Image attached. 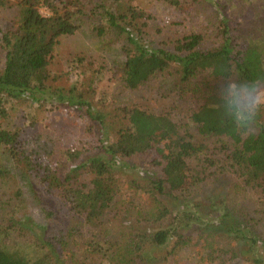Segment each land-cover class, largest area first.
I'll return each instance as SVG.
<instances>
[{"label":"trees","instance_id":"16d2710c","mask_svg":"<svg viewBox=\"0 0 264 264\" xmlns=\"http://www.w3.org/2000/svg\"><path fill=\"white\" fill-rule=\"evenodd\" d=\"M92 1L16 0V22L0 29V155L30 174L48 195L43 206L50 222L39 232L8 224V213L0 202V264H67L63 246L69 234L61 218L55 221L63 209L78 221L73 236L80 239L78 249L99 259L113 261V256L128 254L121 258L129 260L133 254L134 260L155 264L197 235L214 245L218 255L224 253L222 247L241 248L247 264H264L263 108L241 131L222 116L218 104L225 83L233 82L236 74V83L264 82V47L251 40L237 41L219 8L207 18V25L216 30V42L210 46L202 30H175L160 37L162 27L150 13L115 0H99L105 2V26L122 42L125 86L135 88L171 65H177L182 82L205 75L206 86L213 79L223 85L220 91L206 92L204 103L182 122L136 105L103 111L73 87H52L48 71L59 37L77 31V17L83 18L84 8ZM157 1L178 9L185 0ZM198 1L206 10V0ZM8 4L0 0V6ZM42 6L49 15L39 11ZM102 12L89 15L93 18ZM22 98L57 99L63 108L83 109L88 143L56 156L51 132L26 133L4 126L8 105ZM122 169L133 173L128 179L131 192L121 199ZM222 180L229 191L255 202L259 209L253 211L244 204L234 216L233 204L221 208L236 199L233 194L232 199L216 198L212 191L202 194L206 186ZM52 201L55 207L49 206ZM108 215L118 223V231H113L110 219H104ZM14 232L20 240H10L17 236Z\"/></svg>","mask_w":264,"mask_h":264},{"label":"rangeland","instance_id":"374dc122","mask_svg":"<svg viewBox=\"0 0 264 264\" xmlns=\"http://www.w3.org/2000/svg\"><path fill=\"white\" fill-rule=\"evenodd\" d=\"M8 1L7 6H0V29L11 28L17 19L16 0ZM115 1L123 3V5H133L150 13L155 24L162 27L163 32L160 37H166L169 31L202 30L207 33L204 41L210 46L216 42L214 38L216 30L212 31L213 27L207 25V18L219 8L221 10L218 12L223 13L231 29V34L236 37L237 41L251 40L264 47V0H206V10L202 8V5H199L201 3L198 0H185L178 9L157 0ZM96 3L97 7L95 8ZM98 3L99 0L90 2L84 8L83 18L77 17L79 28L74 34L59 37L54 47L53 58L48 65L52 87L60 88V90L73 87L75 93L82 94L81 97L97 104L103 111L136 105L155 114H169L172 119L181 122L197 106L204 103L203 95L206 92L210 89L220 91L219 87H223L216 79L206 86L202 80L205 75H201L195 80L182 82L179 80L177 65H171L163 71L154 73L135 88L125 86L122 80V63L124 61L122 42L118 36L110 34L111 30L105 26L102 17L104 15L102 4L105 2ZM109 6L111 7V5ZM39 11L45 15L50 13L44 6L40 7ZM95 11H100L102 14L100 16L93 14V18L90 17L89 14ZM78 58H80L79 61ZM72 60L77 61L76 64ZM237 77V74L234 75L233 82ZM198 83L203 86L197 85ZM258 88L264 89V82L259 83ZM8 107V116L4 126L23 129L26 133L51 132L56 139L54 143L56 156L62 154L67 148L88 143L89 133L86 129L88 122L81 108H63L57 99L53 102L50 99L33 102L26 98L13 100ZM0 169L3 170V174L0 176V202L5 205L8 213V217H6L8 224H18L36 232L48 227L50 222L46 218V209L43 206L48 195L39 184L15 163L7 161L3 155H0ZM132 173L131 170H121L118 178L120 188L118 197L121 199L125 194L131 192L128 187L130 185L128 179ZM225 183L226 181L222 180L219 183L208 185L202 190V194L212 191L217 193L216 198L222 199H232L230 194H233L236 199L225 203L221 208L233 204L236 210L230 208L233 210L231 214L234 216L243 211L244 204L253 211L259 209L255 202L241 199L239 194L232 190L229 191L228 187H225ZM6 204L9 205L6 206ZM56 204L55 201H52V205L49 206L55 207ZM63 211L56 215L55 221H59L61 218L67 232L66 235L69 234L65 240L66 245L63 246L67 264L71 262L79 264H144L134 260L133 254H129V260L121 258L128 257L127 254L119 257L113 256L112 261L109 258L92 257L87 252L79 250L77 240L80 239H74V235L78 231V221L76 217L67 215L65 209ZM58 218L59 220H57ZM104 219L111 220V217L108 215ZM110 224L113 226V231H118L117 222L111 220ZM14 233L16 234V232ZM17 236L12 235L10 240H20V237ZM123 240L125 242V236H123ZM222 249L224 253L218 255L214 245L193 235V239L179 248L176 254L165 260L156 259L155 264H247L241 254V248H237L236 251L232 248L224 249L222 247ZM234 252L237 253V256Z\"/></svg>","mask_w":264,"mask_h":264},{"label":"clouds","instance_id":"9594fccd","mask_svg":"<svg viewBox=\"0 0 264 264\" xmlns=\"http://www.w3.org/2000/svg\"><path fill=\"white\" fill-rule=\"evenodd\" d=\"M219 108L235 129L246 130L264 108V89L258 88L256 80L226 82L219 94Z\"/></svg>","mask_w":264,"mask_h":264}]
</instances>
